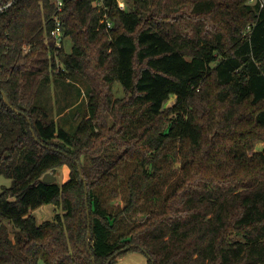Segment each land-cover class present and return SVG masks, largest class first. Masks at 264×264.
<instances>
[{
  "label": "trees",
  "instance_id": "trees-1",
  "mask_svg": "<svg viewBox=\"0 0 264 264\" xmlns=\"http://www.w3.org/2000/svg\"><path fill=\"white\" fill-rule=\"evenodd\" d=\"M250 1L106 0L107 28L94 0H64L69 51L50 0L0 15V264H264V10ZM62 165L65 181H43ZM42 204L61 212L37 223Z\"/></svg>",
  "mask_w": 264,
  "mask_h": 264
},
{
  "label": "rangeland",
  "instance_id": "rangeland-1",
  "mask_svg": "<svg viewBox=\"0 0 264 264\" xmlns=\"http://www.w3.org/2000/svg\"><path fill=\"white\" fill-rule=\"evenodd\" d=\"M126 1L127 0H119V6L121 8H126L127 7ZM250 2L254 3L255 0H251ZM64 47L67 51H69L71 48V41L68 38L65 39ZM79 83L80 82L75 81L74 84L76 86H79L80 87L79 89H81V91L83 92L82 89L83 85ZM124 96L125 94L124 91L121 89L120 84L115 82L112 86V98H122ZM81 97H83L82 101H85L86 98L85 94L83 96V93H81ZM79 100H81V98ZM82 101L81 104L83 105ZM171 101H173V99ZM70 110L71 109H65L62 114L58 115V112H56V107L53 106L51 114L55 119V121L63 125L65 128L71 129L70 127L75 125L76 121L73 118V111L70 112ZM53 174L55 175V181L57 183H62L68 178V168L67 166L62 165L59 168L55 169L53 171ZM10 184H11V178L0 175V192L2 191L3 187H8ZM55 211H58L59 213L61 212L60 209H57L52 204H42L37 208L33 209L32 214L34 215L37 223H41L45 220H51L53 218ZM147 261H148V257L143 252L135 251V252H129L124 256H122L121 258H119L117 264H147ZM37 264H43V263L39 261Z\"/></svg>",
  "mask_w": 264,
  "mask_h": 264
},
{
  "label": "built area",
  "instance_id": "built-area-1",
  "mask_svg": "<svg viewBox=\"0 0 264 264\" xmlns=\"http://www.w3.org/2000/svg\"><path fill=\"white\" fill-rule=\"evenodd\" d=\"M16 0H0V15L3 14ZM106 0H94L93 5L102 11L100 22L105 24L107 28L112 26V22L108 19L106 14L107 6H105ZM258 3L259 8L264 10V0H255ZM50 3L55 8V14L52 16L54 26L51 30V38L54 41V46L56 48H61L64 45L65 37L63 36V28L61 21L58 16L63 8L64 0H50Z\"/></svg>",
  "mask_w": 264,
  "mask_h": 264
},
{
  "label": "water",
  "instance_id": "water-1",
  "mask_svg": "<svg viewBox=\"0 0 264 264\" xmlns=\"http://www.w3.org/2000/svg\"><path fill=\"white\" fill-rule=\"evenodd\" d=\"M1 94H2L3 101H4L6 104H9L6 95H5L3 92H2ZM53 171H54V170H53ZM53 171H51V172H46V173L43 175L42 179H43L44 182H48V183H50V182H54V181H55V175L53 174ZM79 172H80V169H79ZM87 214H88V212H87ZM88 236H89V233H88Z\"/></svg>",
  "mask_w": 264,
  "mask_h": 264
}]
</instances>
